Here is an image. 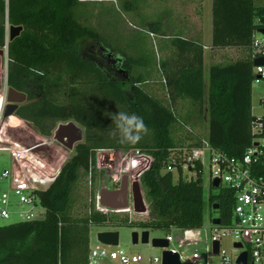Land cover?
<instances>
[{
    "label": "trees",
    "instance_id": "obj_1",
    "mask_svg": "<svg viewBox=\"0 0 264 264\" xmlns=\"http://www.w3.org/2000/svg\"><path fill=\"white\" fill-rule=\"evenodd\" d=\"M78 2L8 0L6 4L0 0V49L5 44L6 22L9 27H22L7 44L6 84L26 95V103L15 116L0 124V136L25 122L45 138L51 136L57 123L68 121L77 123L84 132L73 155L65 163L61 160L59 166L64 164L53 183L35 192L45 210L44 218L0 226V264H88L93 226L163 232L201 227L202 167L195 162L197 174L192 181L182 178L180 168L203 140L200 134L185 129L183 118L187 115L207 114L206 141L228 157H241L251 145L255 120L251 86L256 76L249 46L253 32L264 21V5L257 6L255 0H212V47L238 48L245 55L231 63L211 64L206 89L201 44L182 37L171 39L174 51L159 61L153 78L149 69L142 68L140 59L114 55L116 50L107 49L95 30L75 19L73 9ZM147 81L163 84L166 103L157 96V88L146 90ZM119 112L141 117L147 134L136 143H120L110 118ZM6 142L0 139V143ZM130 149L151 159L139 178L150 216L144 221L96 209V185L102 177L96 152ZM173 159L178 170L176 181L173 173L164 170ZM83 176L91 198L86 202L88 210L75 216L74 190ZM233 201V192L227 188L209 197L212 210L218 205L221 224L231 222Z\"/></svg>",
    "mask_w": 264,
    "mask_h": 264
},
{
    "label": "rangeland",
    "instance_id": "obj_2",
    "mask_svg": "<svg viewBox=\"0 0 264 264\" xmlns=\"http://www.w3.org/2000/svg\"><path fill=\"white\" fill-rule=\"evenodd\" d=\"M79 1L73 9L75 19L82 25L87 26L95 30L102 41L105 42L107 49H114V55L122 53L128 57L140 59L142 68L149 69L151 74L156 73L159 61L162 59L168 49L173 50L170 46L171 39L174 37H183L185 39L196 40L199 39L198 35L206 36L203 38V43H209L210 32V20H211V8L210 0H77ZM257 6H263L264 0H255ZM257 22V20H256ZM162 37V38H159ZM167 37V39H163ZM199 42V41H198ZM170 50V51H171ZM168 52H166L167 54ZM165 55V54H164ZM7 56L5 51L0 52V124L7 119H3L2 111L6 105V85L4 78L7 75ZM230 55L225 58L224 61L230 63ZM229 61V62H228ZM148 92L157 88V96L159 99L166 103V95L163 88V84H156L147 81ZM161 85V86H160ZM159 86V87H157ZM3 95V98H1ZM264 96V79L257 82H253L251 86V113L253 116H259L262 114V109L259 107V99ZM188 114V113H187ZM15 116V115H13ZM188 116V115H187ZM183 118L187 126L185 129L189 132L192 130L194 134H200L203 136V140L206 141L207 137V114L204 113L201 116L193 113L192 116ZM25 122V121H24ZM75 123V122H74ZM77 124V123H76ZM194 124V125H192ZM31 129L33 126L29 122H25ZM58 125V123H57ZM56 125V127H57ZM77 126L80 128L77 124ZM192 126V127H191ZM55 127V128H56ZM23 128V127H22ZM83 130L82 128H80ZM54 131V130H53ZM52 131V133H53ZM51 136L47 140L43 141L45 144L52 145V151L49 160H40L46 169L58 170L62 165L68 161L73 155L65 147L57 144ZM84 133V132H83ZM0 139L5 141L19 142L24 146H30L33 142L32 136H27L18 133V128L7 129ZM5 144V143H2ZM0 146L1 143H0ZM42 150V149H41ZM101 152V150H99ZM97 151V152H99ZM105 153L102 150L101 153ZM114 157L113 169L105 168L102 170L97 165V170L101 172L102 177L97 181V187L95 191V198L98 191L101 188H106L113 183V177L120 178L126 176L129 182L138 180L140 178L139 173L136 171L142 169L145 166V159L143 157H137L134 153L131 155L135 159L132 161L124 162L120 158L125 153L118 154L116 152H109ZM149 157L147 154L141 152ZM10 153L7 151H0V175L3 171H8L11 167ZM64 159V163L58 168L61 160ZM175 175V174H174ZM174 176V181H176ZM201 185L203 190V204H204V216L201 237L204 239L210 237V228L212 226V220L218 217L216 211L212 210L208 206V199L210 196L218 195L219 191L224 187L221 184L218 188L210 186L208 179V168L204 165L202 168ZM116 187V186H115ZM9 186L6 180L0 179V194L8 192ZM91 191V190H90ZM89 193V184L87 178L84 176L81 178L80 183L74 190L73 199V211L75 216H81L85 210H88L87 203L91 198ZM10 203L8 205V212L10 214L9 219L4 220L0 217V226L16 223L20 221L18 213L23 211H29L28 205H22L18 200L9 192ZM87 202V203H86ZM32 220H41L45 216V210L41 206H37L31 212ZM150 216H143L141 219L135 218V220H147ZM113 231L119 233V248L131 253H139L145 256H158L160 250L152 248L148 244L136 245L131 243V234L136 232L140 235L142 230L132 227H91L90 229V245H93L96 240V235L100 232ZM166 232L160 230L149 231V239L163 238ZM221 249L227 254L231 252V241L227 238L221 240Z\"/></svg>",
    "mask_w": 264,
    "mask_h": 264
},
{
    "label": "built area",
    "instance_id": "obj_3",
    "mask_svg": "<svg viewBox=\"0 0 264 264\" xmlns=\"http://www.w3.org/2000/svg\"><path fill=\"white\" fill-rule=\"evenodd\" d=\"M7 1L4 0L6 4ZM263 28L264 21L251 36L249 51L252 63L257 58H264V35L259 32ZM8 36L9 25L6 22L5 44L0 49V51L6 52V56ZM252 72L256 76L253 82L264 79V66L253 65ZM4 83L7 93L6 78H4ZM259 107L262 109V114L255 116L252 123L251 145L241 157H228L212 148L207 141L202 140L201 147L192 150L187 155L185 163L180 165L182 178L186 181L196 178L195 162H198L202 168L207 165L210 186L214 180H218V187L223 184V188L233 192L234 201L229 224H221V222L218 225L212 224L210 237L204 239L201 237L202 226L193 229L171 228L163 238H155L167 242L166 247L156 248L160 250L158 256H145L124 251L119 248V239L116 246L103 245L96 237L93 245L89 243L88 264H163V253L166 251L177 254L179 264H238L237 261L242 253L246 254L244 264H264V176L261 175L264 166V96L259 99ZM1 145L0 151H7L11 155V167L0 175V179L6 180L9 185V191L0 194V217L4 220L9 219L10 214L7 208L10 203V192L21 206L28 205L30 207L29 211L18 213L20 221H33L30 212L40 206L35 192L47 189L55 180L60 169H46L38 160L39 155L30 154L40 144L24 146L19 142L8 141ZM101 152H97V155ZM105 152L109 153L113 150H105ZM114 152L118 154V159L120 153L124 152L125 155L120 158L124 162L134 160L135 158L131 156L133 153L137 157H143L146 163L142 171H136L139 173L138 175L142 174L151 162L150 157L139 154L141 153L139 150H114ZM164 170L177 176L175 160L168 163ZM118 182L119 178L113 177V183ZM96 209L108 213L98 207L97 197ZM112 213L127 214L131 221L147 215V213L138 215L133 212L130 197L127 209ZM223 238L231 241L229 254L221 249ZM151 241L152 239H148L147 244L152 247ZM215 242L218 243L217 254H214ZM235 244H239L240 247H236Z\"/></svg>",
    "mask_w": 264,
    "mask_h": 264
},
{
    "label": "water",
    "instance_id": "obj_4",
    "mask_svg": "<svg viewBox=\"0 0 264 264\" xmlns=\"http://www.w3.org/2000/svg\"><path fill=\"white\" fill-rule=\"evenodd\" d=\"M22 27H9L8 41L16 38ZM259 32L264 35V28ZM1 52V51H0ZM254 66H264V58H257L253 62ZM7 105L3 111V119L15 114L16 110L26 103V95L21 92H17L11 88H7L6 93ZM52 139L56 143L62 145L70 152L73 151L74 145L82 143L83 131L73 121L67 123H59L56 130L52 134ZM97 165L102 168L113 169L114 157L110 153H103L97 156ZM212 187L218 188V180H214ZM129 197L132 204V210L135 214L144 215L147 213V205L144 200V195L140 181L134 180L128 181L126 176H122L120 179V185L117 189L110 190L107 188H101L97 194V205L107 212H121L128 208ZM213 210H218V205L213 206ZM220 219L218 217L212 220V224L218 225ZM97 240L103 245L116 246L118 244L119 233L118 232H100L96 235ZM149 239V231H142L140 235L136 232L131 234V243L133 245L147 244ZM151 245L154 248H162L167 246V242L163 239H152ZM236 247H240L239 244H235ZM218 252V243H214V254ZM246 254L242 253L237 263L244 264L246 261ZM163 264H179L177 254L171 252L163 253Z\"/></svg>",
    "mask_w": 264,
    "mask_h": 264
},
{
    "label": "crops",
    "instance_id": "obj_5",
    "mask_svg": "<svg viewBox=\"0 0 264 264\" xmlns=\"http://www.w3.org/2000/svg\"><path fill=\"white\" fill-rule=\"evenodd\" d=\"M211 6H212V0H210V8H211ZM205 36H206V33L204 34V36L198 35L199 39H196L193 41H195V42L199 41L198 43L201 44L203 47V79H204V83H205V88L207 89L208 74H209V68H210L211 64H226L227 62L224 60L229 55H230V60H229L230 63L234 62L238 59H241L245 55V52L242 49H238V48H224V49L213 48L211 45V20H210V32H209V38H208L209 43L208 44L203 43V38ZM159 38H162V37H159ZM163 39H167V37H164ZM189 40H191V39H189ZM170 50L168 49L166 51V52H168L167 54H166V52L164 53L165 55L162 54V58L163 57H170L174 51V50H171V51ZM152 83H154V81ZM179 113H182V111L179 110ZM22 127L18 128V133L24 134L27 136L28 135L32 136L34 143H31L32 145H30V146L40 144L38 147L34 148L30 152V154L31 155H36V154L39 155L38 160H43V159L45 161L49 160L50 159L49 157H50L51 151H52V145L51 144H45L43 142L44 140L45 141L47 140V142H48V138H45V137L38 135L33 129H31L27 125H24Z\"/></svg>",
    "mask_w": 264,
    "mask_h": 264
},
{
    "label": "clouds",
    "instance_id": "obj_6",
    "mask_svg": "<svg viewBox=\"0 0 264 264\" xmlns=\"http://www.w3.org/2000/svg\"><path fill=\"white\" fill-rule=\"evenodd\" d=\"M30 71H35L30 69ZM42 74V73H38ZM115 125V134L119 135L120 143H136L147 134L148 128L143 119L135 114L119 112L110 117Z\"/></svg>",
    "mask_w": 264,
    "mask_h": 264
},
{
    "label": "flooded vegetation",
    "instance_id": "obj_7",
    "mask_svg": "<svg viewBox=\"0 0 264 264\" xmlns=\"http://www.w3.org/2000/svg\"><path fill=\"white\" fill-rule=\"evenodd\" d=\"M69 122V121H68ZM65 123H67V122H65ZM81 128V127H80ZM55 130V129H54ZM83 131V130H82ZM83 142V141H82ZM58 144V143H57ZM60 145V144H59ZM77 145V144H76ZM76 145H74V148H75V146ZM62 146V145H61ZM73 151H74V149H73ZM102 170H105V167L104 168H102V167H100ZM121 179V178H120ZM119 185H120V181L118 182V183H114V184H110L108 187H106L107 189H110V190H114V189H117L118 187H119ZM116 186V187H115ZM105 188V187H104Z\"/></svg>",
    "mask_w": 264,
    "mask_h": 264
},
{
    "label": "bare ground",
    "instance_id": "obj_8",
    "mask_svg": "<svg viewBox=\"0 0 264 264\" xmlns=\"http://www.w3.org/2000/svg\"><path fill=\"white\" fill-rule=\"evenodd\" d=\"M13 116V115H12ZM9 118V117H8ZM60 166H58V168H59Z\"/></svg>",
    "mask_w": 264,
    "mask_h": 264
}]
</instances>
